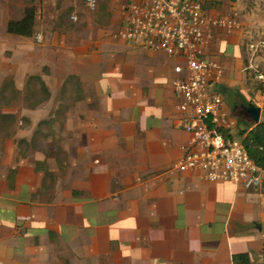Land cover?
Instances as JSON below:
<instances>
[{
    "label": "crops",
    "instance_id": "crops-1",
    "mask_svg": "<svg viewBox=\"0 0 264 264\" xmlns=\"http://www.w3.org/2000/svg\"><path fill=\"white\" fill-rule=\"evenodd\" d=\"M39 1L44 23L30 38L7 33L14 19L0 6V83L12 78L23 91L38 75L51 93L0 113V264H242L241 255L264 264V181L244 190L173 170L189 138L171 86L182 62L116 36L124 7L138 0H97L81 17L80 0ZM63 1L77 21L59 33L48 25ZM216 1L211 15L243 27L214 30L204 57L219 64L211 87L244 129L250 103L264 121L254 78L264 49L248 47L264 40V0Z\"/></svg>",
    "mask_w": 264,
    "mask_h": 264
},
{
    "label": "built area",
    "instance_id": "built-area-1",
    "mask_svg": "<svg viewBox=\"0 0 264 264\" xmlns=\"http://www.w3.org/2000/svg\"><path fill=\"white\" fill-rule=\"evenodd\" d=\"M207 2H132L123 9L116 36L182 62L174 67V72L181 75L172 80L171 86L179 99L175 108L181 127L189 138L181 147L183 156L173 165V170L198 172L206 181H226L244 190L259 189L264 171L249 158L240 139L232 136L237 119L226 112L223 97L210 84L214 73L220 76L221 68L215 60L204 57L214 30L231 35L240 32L243 25L236 17L211 15ZM97 4V0H85L89 11H95ZM41 10V7L36 9L35 18L41 17ZM70 19L77 21L76 15ZM37 40L40 41V35ZM248 47L255 53L264 49V40H252ZM254 78L264 85V73L255 71Z\"/></svg>",
    "mask_w": 264,
    "mask_h": 264
},
{
    "label": "rangeland",
    "instance_id": "rangeland-1",
    "mask_svg": "<svg viewBox=\"0 0 264 264\" xmlns=\"http://www.w3.org/2000/svg\"><path fill=\"white\" fill-rule=\"evenodd\" d=\"M21 2V3H20ZM40 1L39 0H0V6L1 5H8L10 14L14 20H17L22 14L24 10V6H36L35 8H40L39 6ZM208 8L209 9H214L217 8V1L216 0H208ZM43 12V8H41ZM53 9L57 10V22H53L52 24H49L48 26L53 27L54 31H58L59 33H62L64 31H68L71 27H75L74 23H72L70 20V15H71V10H70V4L68 2L63 1L62 4H59L57 6H53L51 9V12H53ZM77 11H78V17H81L85 15V12L83 10H86L85 8V0H80L78 6H77ZM90 13L88 14H93L94 11H89ZM42 17L36 19V30L39 29V27L44 23V14H41ZM233 17V16H232ZM239 19V18H238ZM76 24V23H75ZM62 31V32H61ZM46 69H44L45 71ZM38 76V75H36ZM40 77V76H38ZM8 81H13L12 78H5L3 81L0 83V87L3 86V84H6L8 86L9 82ZM14 83V82H13ZM10 86V85H9ZM46 86V85H45ZM31 93L25 91H19L18 93H14V91L10 87H7L5 90V97L4 100H0V111H5L7 108H18L20 106L28 107L30 108L31 104L35 103L37 99H42L44 98L43 94L40 92L38 83L34 81L31 86ZM62 93L65 94L64 96L67 95V97H70V81L66 84L65 88L62 89ZM49 92V91H48ZM51 96V93L49 92V97ZM3 96L0 95V98ZM48 97V98H49ZM66 97V100H67ZM46 101V100H44ZM43 101V102H44ZM66 103L64 104V106ZM32 109V108H31ZM240 126V125H239ZM237 127L233 130V134H237L238 131L241 130V126ZM240 128V129H239ZM238 130V131H237ZM46 139H48L46 137ZM45 140V139H44ZM49 142V141H48ZM38 143L39 145L43 143V138L41 139L38 137ZM57 143V142H56ZM45 148L48 147V144L44 146ZM56 147L58 148V143L56 144ZM25 146H22L19 148L20 154H24ZM27 151V150H26ZM56 156H63L62 152L58 151L56 149L55 151Z\"/></svg>",
    "mask_w": 264,
    "mask_h": 264
},
{
    "label": "trees",
    "instance_id": "trees-1",
    "mask_svg": "<svg viewBox=\"0 0 264 264\" xmlns=\"http://www.w3.org/2000/svg\"><path fill=\"white\" fill-rule=\"evenodd\" d=\"M35 14H36V8L34 6L26 7L23 11V17L20 20H10L7 24V33L21 36V37H27L30 38L34 35V27H35ZM36 81L38 83L40 92L43 94L44 98L37 99L35 103L31 104L30 108H35L38 106L41 102L44 100H47L49 97L48 89L46 88L43 81L38 76H30L28 77L25 85V91L26 93H31V86L32 83ZM70 81V78H68L65 81L64 86L65 88L66 84ZM8 86L6 84H3V86L0 87V95L3 96L1 99L4 100L5 97V90L7 87L11 86V89L14 91V93H18L19 91L14 87L13 81H8ZM10 85V86H9ZM63 92V91H62ZM249 103H246L248 105ZM1 113V111H0ZM242 116L246 118V128L241 129L237 133V137L240 139L241 144L243 145L246 153L248 154L249 158L264 171V121H261L259 124L255 125L251 122L250 118L242 112ZM6 116L0 114V123L3 122V119ZM238 122H242L241 119L238 120ZM225 136H228L227 132H223ZM235 263L238 261L242 264H248L249 259L246 255L236 256L234 258Z\"/></svg>",
    "mask_w": 264,
    "mask_h": 264
},
{
    "label": "water",
    "instance_id": "water-1",
    "mask_svg": "<svg viewBox=\"0 0 264 264\" xmlns=\"http://www.w3.org/2000/svg\"><path fill=\"white\" fill-rule=\"evenodd\" d=\"M233 1V0H231ZM246 115L250 118L251 122L255 125L260 123V113L261 110L259 107L250 103L247 107H244Z\"/></svg>",
    "mask_w": 264,
    "mask_h": 264
}]
</instances>
